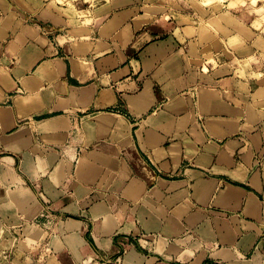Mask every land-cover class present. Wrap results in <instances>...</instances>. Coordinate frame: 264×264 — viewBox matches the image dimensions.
Listing matches in <instances>:
<instances>
[{
	"label": "crops",
	"instance_id": "0c3cea01",
	"mask_svg": "<svg viewBox=\"0 0 264 264\" xmlns=\"http://www.w3.org/2000/svg\"><path fill=\"white\" fill-rule=\"evenodd\" d=\"M120 2L0 0L1 255L264 264V50Z\"/></svg>",
	"mask_w": 264,
	"mask_h": 264
},
{
	"label": "rangeland",
	"instance_id": "374dc122",
	"mask_svg": "<svg viewBox=\"0 0 264 264\" xmlns=\"http://www.w3.org/2000/svg\"><path fill=\"white\" fill-rule=\"evenodd\" d=\"M62 3L63 0H56ZM77 2L79 7L88 9L90 6H97L105 1L110 0H70ZM125 0H122V4ZM137 9H141L144 13H149L151 16L161 17V22L174 24V20L182 19L183 23L191 24L197 22L205 24L202 32H209L215 41V49L222 48L228 37H232L228 43L235 52L238 44H243V40L248 43H253L258 46L255 50L258 51L260 57L264 47L260 43H264V0H135ZM76 3V4H77ZM140 4V5H139ZM161 7V13L157 9ZM163 17V18H162ZM179 23V22H178ZM224 25L220 26V25ZM242 25L243 30L239 29ZM219 28L211 30L210 27ZM222 27V28H221ZM226 28H231L227 30ZM205 29V31H204ZM235 30V31H234ZM234 43V45H233ZM236 43V44H235ZM245 44V43H244ZM220 45V46H219ZM226 46V44H225ZM217 49V50H218ZM225 49V48H224ZM226 50V49H225ZM262 50V51H261ZM227 53V52H226ZM239 53V52H237ZM253 50L248 48L247 54L253 55ZM241 54V53H240ZM242 55V54H241ZM231 60H234L231 55ZM255 56V53L254 55ZM262 65L264 69V54H262ZM252 61V60H250ZM198 63V62H197ZM235 65V61H234ZM236 67V66H235ZM252 67L251 64H244L242 69ZM237 68V67H236ZM13 211L14 209H9ZM20 223H15L14 220H6V233L11 238H6L8 243L7 249L0 253V264H11L14 261L12 249L14 244L13 231L21 226ZM12 246V247H9Z\"/></svg>",
	"mask_w": 264,
	"mask_h": 264
},
{
	"label": "bare ground",
	"instance_id": "6f19581e",
	"mask_svg": "<svg viewBox=\"0 0 264 264\" xmlns=\"http://www.w3.org/2000/svg\"><path fill=\"white\" fill-rule=\"evenodd\" d=\"M204 31H205V29H204ZM232 39V38H231ZM233 40V39H232Z\"/></svg>",
	"mask_w": 264,
	"mask_h": 264
}]
</instances>
